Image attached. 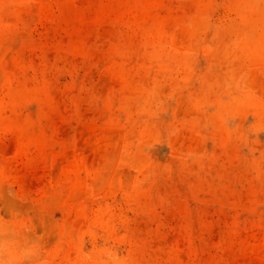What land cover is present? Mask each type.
I'll return each instance as SVG.
<instances>
[{
  "label": "rangeland",
  "instance_id": "rangeland-1",
  "mask_svg": "<svg viewBox=\"0 0 264 264\" xmlns=\"http://www.w3.org/2000/svg\"><path fill=\"white\" fill-rule=\"evenodd\" d=\"M0 264H264V0H0Z\"/></svg>",
  "mask_w": 264,
  "mask_h": 264
}]
</instances>
